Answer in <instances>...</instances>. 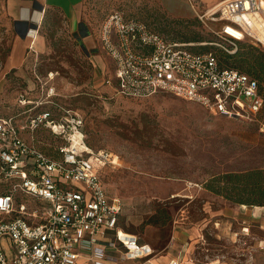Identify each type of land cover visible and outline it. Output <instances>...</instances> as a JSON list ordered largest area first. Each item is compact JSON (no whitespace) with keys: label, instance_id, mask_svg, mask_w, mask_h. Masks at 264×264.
Returning <instances> with one entry per match:
<instances>
[{"label":"rangeland","instance_id":"374dc122","mask_svg":"<svg viewBox=\"0 0 264 264\" xmlns=\"http://www.w3.org/2000/svg\"><path fill=\"white\" fill-rule=\"evenodd\" d=\"M215 6L207 0L184 1L182 7L192 16L177 19L158 0H88L83 32L97 37L95 43L83 49L64 22H50L41 30L44 53L37 61L29 59L24 70L8 74L4 63L19 36L12 23L0 21V114L15 117L26 128L23 137L47 150L64 142L46 127L31 129L34 116L51 110L61 117L65 109L67 118L82 120L88 148L109 155L100 172L109 194L123 204L120 226L140 242L162 248L171 227L184 219L187 227L201 229V242L231 245L228 255L217 252L227 264H264V207L238 204L205 188L216 175L264 169V114L228 118L168 93L124 98L107 85L114 66L103 51L99 29L113 12L138 19L193 52L234 54L239 44L211 45L220 43L215 35L219 24H203L194 11L203 14ZM159 207L172 219L165 226L147 225ZM207 210L220 213L215 220L222 223L220 235L214 234L213 222L208 225Z\"/></svg>","mask_w":264,"mask_h":264},{"label":"built area","instance_id":"2783aa9c","mask_svg":"<svg viewBox=\"0 0 264 264\" xmlns=\"http://www.w3.org/2000/svg\"><path fill=\"white\" fill-rule=\"evenodd\" d=\"M195 13L203 24H219L215 35L220 43L211 45L248 41L264 48V0H223L203 14L195 8ZM100 42L114 66L107 85L120 96L164 92L228 118H256L263 109L258 81L249 74L223 67L214 51L193 52L169 41L122 12L103 22ZM54 94L50 88L48 96ZM30 123L31 129L46 127L64 142L62 158L46 155L23 137L26 128L15 117L0 114V171L10 184L0 195V264H80L86 251L103 259V250L94 251L101 242L113 248L120 244L128 260L151 256L150 245L119 227L123 204L107 192L100 172L109 155L88 148L82 120L67 118L64 109L61 117L40 112ZM108 233L113 240L105 241Z\"/></svg>","mask_w":264,"mask_h":264},{"label":"crops","instance_id":"0c3cea01","mask_svg":"<svg viewBox=\"0 0 264 264\" xmlns=\"http://www.w3.org/2000/svg\"><path fill=\"white\" fill-rule=\"evenodd\" d=\"M158 1L168 14L177 19H189L192 16V11L182 7L184 1L186 2L187 0ZM207 1L213 6L221 2L220 0ZM87 2L88 0H0V21L3 20L4 25L12 23L19 36L15 40L10 55L4 63L3 73L8 74L13 70H24L25 64L29 59L37 61L39 55L44 53L46 47V41L41 30L43 26L50 25V22H64L70 33H77L78 42L83 49H87V44L95 43L97 37L95 38L89 32H83L85 5ZM27 28L29 29L28 31H26ZM93 57L98 58L99 56L93 55ZM100 64L99 68H104L103 64ZM34 66L36 67V64ZM34 66H32V70H34ZM206 214L205 218L208 225L213 222L212 228L216 229L214 234L220 235L221 232L220 230L217 231V229L222 223L215 221L216 216L220 213L207 210ZM119 227L125 231L120 226V223ZM209 227L207 228L209 229ZM246 229L247 227H245ZM200 230V228L195 226L187 227L185 220L182 219L181 222L177 221L175 226L171 227L168 242L162 248H156L147 242H140L153 248L154 252L151 256L128 260L123 257L124 248L120 244L113 248L107 242H101L95 245L94 251L96 249L103 250L105 258L99 259L94 256L93 252L86 251L81 256L80 264H227L228 261L222 259L221 253L217 252L223 250V256L228 255L226 252H229L231 245L201 242L198 239ZM113 239L114 234L108 233L105 241ZM220 246L224 248L221 249L219 248ZM3 247L7 256H10L11 249L8 241H3Z\"/></svg>","mask_w":264,"mask_h":264},{"label":"trees","instance_id":"16d2710c","mask_svg":"<svg viewBox=\"0 0 264 264\" xmlns=\"http://www.w3.org/2000/svg\"><path fill=\"white\" fill-rule=\"evenodd\" d=\"M239 45L240 49L234 54L220 55L216 52L220 59V63L223 67L237 69L256 79L259 84L260 93L264 98V48L258 47L248 41L241 42ZM108 86L114 90V86ZM262 114H264V106L258 116ZM52 136L56 139V141L60 140L56 136ZM33 143L52 159L60 160L62 158L59 151V148L62 145L55 146L53 150H47L44 146L35 142ZM0 181L4 187V191L0 193L1 195L7 193L10 187L9 182L4 179L1 171ZM205 188L238 204L264 207L263 168L216 175L205 184ZM171 219V214H169L165 208L159 207L147 220L146 224L153 226H165Z\"/></svg>","mask_w":264,"mask_h":264},{"label":"water","instance_id":"95a60500","mask_svg":"<svg viewBox=\"0 0 264 264\" xmlns=\"http://www.w3.org/2000/svg\"><path fill=\"white\" fill-rule=\"evenodd\" d=\"M29 29L27 28L26 31H28Z\"/></svg>","mask_w":264,"mask_h":264}]
</instances>
